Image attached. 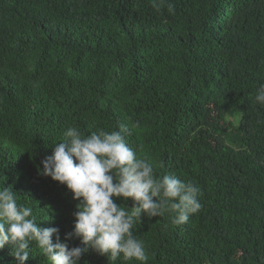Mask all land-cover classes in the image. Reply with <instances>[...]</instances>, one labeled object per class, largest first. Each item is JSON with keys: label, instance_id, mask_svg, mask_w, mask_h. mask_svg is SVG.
I'll use <instances>...</instances> for the list:
<instances>
[{"label": "trees", "instance_id": "obj_1", "mask_svg": "<svg viewBox=\"0 0 264 264\" xmlns=\"http://www.w3.org/2000/svg\"><path fill=\"white\" fill-rule=\"evenodd\" d=\"M262 83L264 0H0V181L63 239L78 201L41 160L70 126L123 125L157 176L200 189L187 223L134 226L147 264H264ZM0 264H16L8 246ZM25 264L49 262L33 246Z\"/></svg>", "mask_w": 264, "mask_h": 264}, {"label": "clouds", "instance_id": "obj_2", "mask_svg": "<svg viewBox=\"0 0 264 264\" xmlns=\"http://www.w3.org/2000/svg\"><path fill=\"white\" fill-rule=\"evenodd\" d=\"M163 3L153 0L157 9ZM255 102L264 106V83ZM127 131L122 125L118 131L85 136L70 126L65 139L54 144L52 154L41 160L38 173L66 186L72 199L78 201L73 230L63 239L58 227H40L33 207L20 204L13 187H3L0 181V250L8 246L16 264L29 260L33 246L49 264H80L89 250L106 256L111 264L121 258L147 264L144 242L133 234L134 226L169 211L174 213V225L187 223L202 207L200 189L175 175L157 176L153 165L129 146ZM129 198L131 207L116 202ZM74 237L80 245L70 247L68 241Z\"/></svg>", "mask_w": 264, "mask_h": 264}]
</instances>
